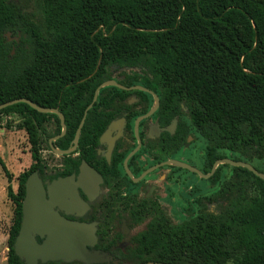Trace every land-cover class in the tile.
Masks as SVG:
<instances>
[{"label": "trees", "instance_id": "1", "mask_svg": "<svg viewBox=\"0 0 264 264\" xmlns=\"http://www.w3.org/2000/svg\"><path fill=\"white\" fill-rule=\"evenodd\" d=\"M35 6L31 11L18 0H0V103L25 97L57 108L66 131L55 147L69 146L95 88L117 65L134 68L136 82L147 77L154 85L158 124H175L162 137L180 147L193 130L206 141L205 172L227 156L264 159V0H35ZM2 127L24 129L30 143L29 169L19 175L16 191L7 187L14 203L7 264H26L13 247L25 181L34 170H50L37 164L47 161L40 158L41 135L60 133L61 124L55 113L18 102L0 109ZM0 166L7 174L1 157ZM210 181L216 191L199 198V209H188L179 223L158 203L137 201L131 226L145 224L119 264H264V179L232 166L221 180L217 166ZM101 229L108 249L112 241ZM52 263L83 264H38Z\"/></svg>", "mask_w": 264, "mask_h": 264}, {"label": "flooded vegetation", "instance_id": "2", "mask_svg": "<svg viewBox=\"0 0 264 264\" xmlns=\"http://www.w3.org/2000/svg\"><path fill=\"white\" fill-rule=\"evenodd\" d=\"M134 70V68L113 65L111 74L104 81L114 80L119 85L101 87L96 99L93 100L96 88L104 81L95 88L92 99L88 103V105L91 104L90 108L94 104L96 105L90 125H88L89 136L86 138L85 144L80 145L77 141L74 146L73 137L69 146L64 149L70 148L69 152L55 153L50 146V140L59 133L47 138L40 133L43 138L42 140L39 139L42 146L40 158H45L47 161H37L40 167L50 169L41 175L37 170L46 189V197H49L47 185L50 182L59 178L68 179L67 184L59 192L62 205L70 210L66 212L58 205L55 208L66 218L95 223L96 240L87 248L90 251L98 250L108 253L118 260L117 264L122 261V256L126 253L130 238L145 224L142 222L131 226V221L135 217L136 202L139 201L140 204L147 205L154 201L165 212L160 197L163 193V186L169 181L170 169L172 168L169 166L172 164L171 162H175L170 160H182L179 156L183 155L191 142L190 137L187 145L178 147L174 142H170L161 136L163 132L172 134L175 124L174 121L165 126L158 124L156 111L159 105L152 114L141 117L136 122L139 116L147 113L154 105L150 100L152 93L133 86L141 85L153 92L154 90L142 83V78L140 82H136ZM143 99H146V107L142 105ZM51 121L56 123L55 117H52ZM78 126L79 124L76 129ZM58 138L52 140V143ZM46 143L50 149L47 148ZM136 148L137 150L130 155ZM170 148L171 152H168ZM50 150L53 153L51 155H49ZM45 153L48 154L45 155ZM155 165L156 167L151 169ZM204 167L206 170V155ZM146 171L147 173H145ZM151 174L154 176L148 178ZM210 176L206 178L213 191L209 194L197 195L193 202L195 207L191 205L188 209L198 210V199L210 196L216 191L217 184L211 183ZM75 191L83 202L81 206H78L81 203L78 199L76 200ZM101 225L103 227L101 234H106L107 240L112 241L110 244H106L108 249L102 247L104 244H102L101 235H99ZM81 263L85 264L84 262ZM94 263L97 262L90 264ZM98 263L114 264L112 261Z\"/></svg>", "mask_w": 264, "mask_h": 264}, {"label": "water", "instance_id": "3", "mask_svg": "<svg viewBox=\"0 0 264 264\" xmlns=\"http://www.w3.org/2000/svg\"><path fill=\"white\" fill-rule=\"evenodd\" d=\"M106 85L119 84L114 80L102 82L96 88L93 100L96 99L99 89ZM133 87L148 91L155 97L154 106L147 113L139 116L136 119V122H138L141 117L148 116L157 109L159 105V97L152 90L144 86L135 85ZM18 102H25L39 112L56 113L60 118L62 129L58 135L50 140V146L55 153H66L70 151V148L66 150L58 149L54 147L52 143V140L62 136L66 129L63 114L57 108L42 107L35 104L28 98L20 97L0 103V109ZM90 106L91 104L86 108L79 126L76 129L73 139L74 146L78 141L81 126L83 125L86 112ZM136 150L137 148L134 149L130 155ZM170 161H175L185 167H188L204 177H209L215 171L218 164L228 163L232 166L245 167L256 176L264 179V172L258 170L252 163L243 160H234L228 157L215 160L208 174L203 173L197 167L189 163L177 160ZM155 167L156 165L152 166L151 169H154ZM147 171L145 173H147ZM67 182L68 179L65 178H59L50 182L47 185V192L49 195L47 198L45 195L46 189L43 186V182L38 174V171L34 170L27 176L25 181V193L22 200L21 224L13 245L16 255L19 256V258L26 264H38L39 262L46 263L49 261H63L66 263L81 261L85 264L112 261L114 264H117L118 260L114 259L108 253L100 252L98 250L90 251L87 248V246L92 245L96 240L95 223H87L66 218L59 213L58 209L55 208V206L58 205L60 208L65 209L66 212H69L70 210L68 207L62 205L61 194L59 192L67 184ZM74 193L76 200L78 199L81 203L78 204V206H81L83 204L82 200L79 199L76 191ZM37 237H39L41 241H38Z\"/></svg>", "mask_w": 264, "mask_h": 264}, {"label": "rangeland", "instance_id": "4", "mask_svg": "<svg viewBox=\"0 0 264 264\" xmlns=\"http://www.w3.org/2000/svg\"><path fill=\"white\" fill-rule=\"evenodd\" d=\"M18 2L28 10H36L35 0H18ZM141 82L148 84L151 88L154 87L148 82L147 77H143ZM150 100L154 105V95H150ZM205 148L206 141L193 131L190 144L183 155L179 156L182 159L180 161L194 165L205 173ZM226 154L228 155L227 152ZM0 157L8 172L6 174L0 166V264H7L8 236L14 218V203L7 194V187L10 185L13 191H16L19 175L27 171L32 163L30 143L24 129L6 127L0 129ZM171 163L169 167L173 169H170L169 181L163 186L160 202L169 218L178 223L187 218L188 207L194 206L193 202L197 195L209 194L213 190L206 177L177 162ZM252 164L264 172V159L254 160ZM218 166L221 167V180H223L231 173L232 165L220 163ZM153 176L154 174H151L148 178ZM227 264H233V262Z\"/></svg>", "mask_w": 264, "mask_h": 264}]
</instances>
